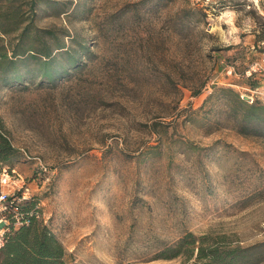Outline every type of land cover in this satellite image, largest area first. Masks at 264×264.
Here are the masks:
<instances>
[{
	"label": "rangeland",
	"instance_id": "rangeland-1",
	"mask_svg": "<svg viewBox=\"0 0 264 264\" xmlns=\"http://www.w3.org/2000/svg\"><path fill=\"white\" fill-rule=\"evenodd\" d=\"M30 1L0 0V173L67 264L264 245V0Z\"/></svg>",
	"mask_w": 264,
	"mask_h": 264
},
{
	"label": "trees",
	"instance_id": "trees-1",
	"mask_svg": "<svg viewBox=\"0 0 264 264\" xmlns=\"http://www.w3.org/2000/svg\"><path fill=\"white\" fill-rule=\"evenodd\" d=\"M30 4H33L32 0ZM43 54L45 57H49L48 53ZM226 91L232 96L234 104L240 108L243 118L246 120L251 117L255 106L248 105L233 91ZM13 155V147L6 137L0 134V161H7ZM26 208L33 213L29 218V223L20 225L7 234L3 246L0 248V264H67L70 255L51 229L34 216L35 213L38 214V207L32 205L30 201ZM185 239L186 236L181 240V243ZM196 258L202 261V264H264V245L255 244L244 247L215 245L207 250L198 246Z\"/></svg>",
	"mask_w": 264,
	"mask_h": 264
},
{
	"label": "built area",
	"instance_id": "built-area-1",
	"mask_svg": "<svg viewBox=\"0 0 264 264\" xmlns=\"http://www.w3.org/2000/svg\"><path fill=\"white\" fill-rule=\"evenodd\" d=\"M231 72V69H228ZM247 75H251L250 70ZM40 170L46 168L40 165ZM29 188L24 185L23 179L15 170L11 173L5 169L0 173V248L3 246L7 234L20 225H27L33 214L27 210L26 205L30 200ZM35 207H39L38 204ZM35 217L38 214L35 213Z\"/></svg>",
	"mask_w": 264,
	"mask_h": 264
}]
</instances>
